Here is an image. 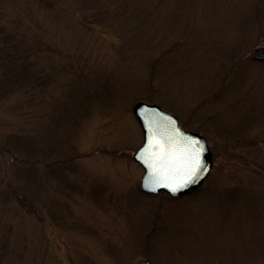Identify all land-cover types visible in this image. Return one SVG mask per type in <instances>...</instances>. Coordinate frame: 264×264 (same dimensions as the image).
Returning a JSON list of instances; mask_svg holds the SVG:
<instances>
[{
  "label": "rangeland",
  "instance_id": "obj_1",
  "mask_svg": "<svg viewBox=\"0 0 264 264\" xmlns=\"http://www.w3.org/2000/svg\"><path fill=\"white\" fill-rule=\"evenodd\" d=\"M7 4L0 23L43 33L44 87L0 100V264H264V0H126L112 20ZM138 100L206 137L190 195L140 191Z\"/></svg>",
  "mask_w": 264,
  "mask_h": 264
},
{
  "label": "trees",
  "instance_id": "obj_2",
  "mask_svg": "<svg viewBox=\"0 0 264 264\" xmlns=\"http://www.w3.org/2000/svg\"><path fill=\"white\" fill-rule=\"evenodd\" d=\"M124 1L126 0H111L110 2L112 5H102L101 1L98 0H81L82 4L80 6H74L70 0H68V2L66 0H33L34 5H31L35 6L36 4L40 9L37 11L40 12H52L60 8L66 9L69 12L73 9L78 12L86 10L89 14L86 17L91 16L94 19L106 20L107 16L111 18V14L116 10V6ZM67 3L68 5H66ZM113 4L115 5L113 6ZM8 6L7 0H0V12L1 9L5 12ZM25 13L28 14V12ZM3 16L6 17L7 20V16L5 14H3ZM6 20L0 23V100L10 99L11 93L16 94L20 92L21 94L17 95L22 96L19 97L20 103H27L29 105L36 104L42 101V96H40V94L44 87L40 74L41 69L38 67L37 62L39 59H42L43 53H41V50L43 48L41 47V42L44 43L45 38L41 37V35H43L42 32L34 34L31 29L27 32L26 30L29 26H24L22 31H19V27L15 26V19L8 23ZM9 23H12L13 26L18 28V32L7 29L6 25L9 27ZM28 33L34 35L33 37L35 39L31 40ZM25 113L27 114L29 112ZM21 131L22 129L18 131L10 130V132H7L10 134L8 137H5L6 144H12L8 146L21 150L22 144L20 141L23 140V136L20 135ZM8 146L7 148H9ZM20 159L22 160L23 156L20 157ZM33 161H35V163L38 162L37 159ZM37 165L38 164H36V167ZM28 166L32 167V165H27V167ZM37 168H39V166Z\"/></svg>",
  "mask_w": 264,
  "mask_h": 264
},
{
  "label": "water",
  "instance_id": "obj_3",
  "mask_svg": "<svg viewBox=\"0 0 264 264\" xmlns=\"http://www.w3.org/2000/svg\"><path fill=\"white\" fill-rule=\"evenodd\" d=\"M261 52H264V47L253 49L251 54L256 58L264 57V53ZM132 113L142 131L141 142L132 153V158L143 169L139 181L141 191L150 194L165 192L172 197H178L197 189L203 183L213 164L212 152L206 137L196 130L184 128L173 112L161 107L155 102L138 100L132 105ZM149 114L152 115L150 116ZM153 121H155V123H153ZM189 140H197L203 146L201 160L207 166L208 172L202 173L200 177H197V183L190 184L177 192H173L167 187H156L155 191H153V170L150 166L152 161L148 160V156L145 155L146 150H150V154H156L159 153L161 149L169 151L172 144L179 150L184 147L186 141ZM153 141H157L158 143H153ZM153 159H155L154 156ZM157 166H159V164H157ZM162 183H167V181H162ZM136 264L151 263L149 259L144 257L138 260Z\"/></svg>",
  "mask_w": 264,
  "mask_h": 264
},
{
  "label": "snow or ice",
  "instance_id": "obj_4",
  "mask_svg": "<svg viewBox=\"0 0 264 264\" xmlns=\"http://www.w3.org/2000/svg\"><path fill=\"white\" fill-rule=\"evenodd\" d=\"M153 143L158 142L153 141ZM202 151L203 146L197 140L186 141L185 146L179 150L174 144L170 146L169 151L161 149L156 154H150V150H146L145 155L148 156V160L152 161L150 165L153 170L154 187L152 190L155 191L156 187H167L177 192L190 184L197 183V177L208 172L207 166L201 160ZM162 181H167V183H162Z\"/></svg>",
  "mask_w": 264,
  "mask_h": 264
}]
</instances>
